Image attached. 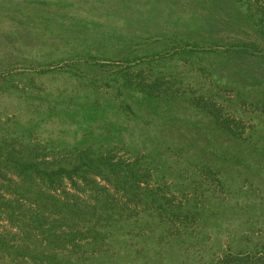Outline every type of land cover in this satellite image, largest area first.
Returning <instances> with one entry per match:
<instances>
[{
    "label": "trees",
    "instance_id": "obj_1",
    "mask_svg": "<svg viewBox=\"0 0 264 264\" xmlns=\"http://www.w3.org/2000/svg\"><path fill=\"white\" fill-rule=\"evenodd\" d=\"M126 1V32L112 29L110 41L104 40L111 46L102 65L116 67L89 84L110 90L113 111L134 122L108 124L116 137L129 132L122 146L128 159L84 143L57 153L31 143L27 128L0 124V220L24 241L29 234L38 237L35 253L41 249L49 264L61 252L86 264L100 246L120 242L126 211L111 201L109 189L150 215L181 220L206 214L194 198L175 203L170 191L194 196L204 181H216L235 198L241 183L264 184V0ZM74 66L67 72L77 77ZM2 89L30 96L18 85ZM76 105L78 110L62 113L100 120L110 109ZM225 106L237 118L225 115ZM244 117L253 124L247 130ZM262 192L247 204L264 214ZM211 195L205 199L213 206ZM218 207L214 213L224 212L228 220L239 210L231 202L219 201ZM22 251L28 253L0 234V254L23 257ZM235 252L218 264L255 263L250 251ZM260 259L264 264V254Z\"/></svg>",
    "mask_w": 264,
    "mask_h": 264
},
{
    "label": "rangeland",
    "instance_id": "obj_2",
    "mask_svg": "<svg viewBox=\"0 0 264 264\" xmlns=\"http://www.w3.org/2000/svg\"><path fill=\"white\" fill-rule=\"evenodd\" d=\"M126 3V0H0V124L12 129L17 125L27 128L26 136L31 143L50 147L57 153L84 143L103 151L112 148L117 158L128 159L122 146L129 140V132L116 137L108 124L134 122L113 111V104H109L114 100L110 90L89 84L91 79L100 78L116 67L114 62L102 65L107 64L105 60L109 57L103 51L110 45L112 29L118 34L126 32L124 20L131 14ZM77 57L81 61L77 62ZM63 58L66 60L62 61ZM73 66L77 77L67 72ZM11 84L30 96L3 91ZM78 103L110 109L105 119L100 120H82L81 113L71 112L70 116L62 113L78 110ZM237 106L253 114L251 107L242 103ZM224 111L225 115L236 117L228 106ZM241 121L246 130L253 125L245 117ZM106 134L111 139L107 140ZM240 175L245 177L243 171ZM260 182L258 187L250 186L248 181L246 186L241 183L242 189L236 190L235 198L216 181L214 184L204 181L194 196L191 191H186L184 197L170 191L175 203L194 198L198 210L202 209L206 215L212 210L207 217L196 218L192 212L181 220H168L156 212L150 215L142 207L124 203L119 194L109 189L111 201L126 211L127 221L120 231L124 236L112 248L104 245L97 248L96 255L86 264H218L227 252L236 250L250 251L254 264H259L264 254V214L250 209L247 203L262 196L264 184ZM208 193H212L213 206L205 199ZM219 201L237 204L239 210L232 219H226L224 212L214 213L220 208ZM0 234L10 239L12 248L24 247L28 251H22L23 257L0 254V264H49L41 249L35 253L40 239L34 234L24 241L17 230L2 220ZM62 253L55 254L54 264H76ZM83 253L79 252L82 254L79 258H85Z\"/></svg>",
    "mask_w": 264,
    "mask_h": 264
}]
</instances>
